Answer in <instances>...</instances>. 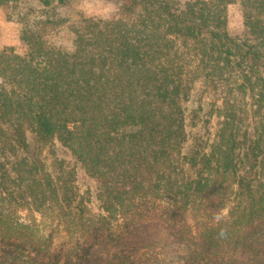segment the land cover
<instances>
[{"label":"trees","instance_id":"16d2710c","mask_svg":"<svg viewBox=\"0 0 264 264\" xmlns=\"http://www.w3.org/2000/svg\"><path fill=\"white\" fill-rule=\"evenodd\" d=\"M116 1L0 51V264H264V0Z\"/></svg>","mask_w":264,"mask_h":264},{"label":"rangeland","instance_id":"374dc122","mask_svg":"<svg viewBox=\"0 0 264 264\" xmlns=\"http://www.w3.org/2000/svg\"><path fill=\"white\" fill-rule=\"evenodd\" d=\"M179 1L184 3L191 0ZM118 8L119 2L116 0H71L65 5L55 3L50 7H44L38 0H21L18 3L0 5V51L7 47H13L16 53L24 55L27 46L21 40V32L28 22L32 23L34 20L43 22V32L52 45L72 51L75 40L74 28L81 24L83 18L111 19L118 12ZM228 20V29L232 36L247 37L240 0H236L229 6ZM30 140L32 146L36 147L35 140L32 137ZM42 155L52 171H61L62 168L68 167L75 169L76 167L63 150L55 155L44 148ZM58 161H62V163ZM78 175L77 185L81 191L87 183L94 185L81 172ZM25 215L30 218L28 213ZM36 218L37 224L46 232L47 222L38 214ZM55 245L57 248L77 247V243L69 241L63 233L56 234Z\"/></svg>","mask_w":264,"mask_h":264}]
</instances>
